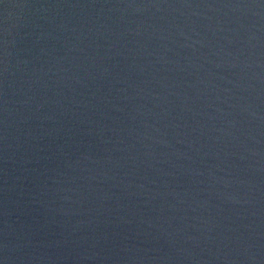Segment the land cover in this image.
Returning <instances> with one entry per match:
<instances>
[{
  "label": "water",
  "instance_id": "obj_1",
  "mask_svg": "<svg viewBox=\"0 0 264 264\" xmlns=\"http://www.w3.org/2000/svg\"><path fill=\"white\" fill-rule=\"evenodd\" d=\"M0 264H264V0H0Z\"/></svg>",
  "mask_w": 264,
  "mask_h": 264
}]
</instances>
